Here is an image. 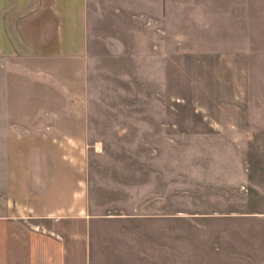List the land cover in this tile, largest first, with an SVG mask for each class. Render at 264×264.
<instances>
[{
  "label": "crops",
  "instance_id": "crops-1",
  "mask_svg": "<svg viewBox=\"0 0 264 264\" xmlns=\"http://www.w3.org/2000/svg\"><path fill=\"white\" fill-rule=\"evenodd\" d=\"M215 1L0 0V264H264L247 156L150 104Z\"/></svg>",
  "mask_w": 264,
  "mask_h": 264
},
{
  "label": "rangeland",
  "instance_id": "rangeland-1",
  "mask_svg": "<svg viewBox=\"0 0 264 264\" xmlns=\"http://www.w3.org/2000/svg\"><path fill=\"white\" fill-rule=\"evenodd\" d=\"M215 14L216 24L229 30L225 42L201 43L213 48L199 49L188 56L184 53V65L178 72L182 80L152 82L150 104L178 107L177 113L169 116L181 118L186 129L209 131L211 124L221 125L225 140L195 141L189 143L186 152L247 156L251 183L263 191L264 0L231 1L229 11L216 0ZM158 90L160 97L154 96ZM143 101L136 98L134 105ZM251 200L264 206L261 194L252 195Z\"/></svg>",
  "mask_w": 264,
  "mask_h": 264
}]
</instances>
